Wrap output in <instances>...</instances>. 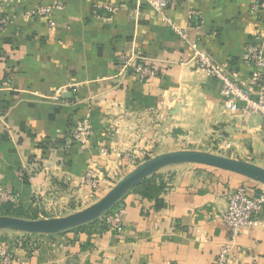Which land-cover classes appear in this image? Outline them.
<instances>
[{"label": "crops", "instance_id": "obj_1", "mask_svg": "<svg viewBox=\"0 0 264 264\" xmlns=\"http://www.w3.org/2000/svg\"><path fill=\"white\" fill-rule=\"evenodd\" d=\"M58 2L63 8L53 13V27L29 16L39 0L3 8L11 22L0 32V187L19 195V210H50L87 194L89 171L98 186L110 185L150 152L228 142L231 157L264 168V119L226 111L220 83L192 60L195 44L245 84L243 48L264 44V10L250 13L252 0H177L166 16L186 30V40L138 0H46ZM103 3L118 7L111 19L93 16ZM189 11L199 25L187 27ZM131 55L145 59L156 76L141 82L124 69L122 58ZM62 88L66 102H52ZM86 114L93 133L82 147L69 131ZM156 175L158 192L130 190L121 199L119 234L89 226L21 240L9 234L18 232L0 231L15 238L8 241L13 264H215L229 240L222 222L229 192L241 185L264 191L239 175L194 164ZM7 208L0 204V216ZM257 219L239 235L227 264H264V209Z\"/></svg>", "mask_w": 264, "mask_h": 264}, {"label": "built area", "instance_id": "obj_2", "mask_svg": "<svg viewBox=\"0 0 264 264\" xmlns=\"http://www.w3.org/2000/svg\"><path fill=\"white\" fill-rule=\"evenodd\" d=\"M20 0H0V32H4L11 22V17L3 12L6 4L19 2ZM177 0H138V7L143 4L148 5L158 16L168 23L173 31L182 39L186 40V30L177 28L170 23L166 16L167 10L175 4ZM63 4L46 3V0H39L37 6L29 13L31 17H40L47 20L50 27L54 26L52 19L55 11L61 10ZM118 7L107 3L95 5L93 16L102 19H111ZM264 10V0H252L249 5V12L255 14ZM3 12V13H2ZM187 27L197 26L201 23L199 15L195 11L188 12ZM192 60L197 69L204 75L220 83V97L223 108L231 113L246 115H259L264 119V44L255 46L247 44L244 46L241 61L248 68V75L245 84L238 82L232 73L221 64L217 63L209 53L197 48L192 44ZM123 68L131 71L139 81H145L156 76V70L146 63V60L136 56L123 57ZM4 82L3 85H6ZM65 89L56 90L50 97L54 103L64 104ZM93 129L90 123L89 114H86L81 120L77 121L69 131V139L73 143L86 147L90 143ZM230 144L223 142L218 146H212V149L229 150ZM106 154L105 150L101 151ZM127 157L128 154L126 155ZM93 173L89 171L85 177V185L91 189H97L98 185L92 181ZM0 204H9L13 208L20 205L19 195L12 193L0 187ZM264 209V191L258 193L241 185L227 196V207L222 214V222L229 232L228 245L220 248L215 264H227L231 256L234 244L243 230L257 224V216ZM124 209L119 205L112 209L110 213H105L101 218L106 228L119 234L122 229V219ZM100 218V219H101ZM15 258L8 242L0 241V264H13Z\"/></svg>", "mask_w": 264, "mask_h": 264}, {"label": "water", "instance_id": "obj_3", "mask_svg": "<svg viewBox=\"0 0 264 264\" xmlns=\"http://www.w3.org/2000/svg\"><path fill=\"white\" fill-rule=\"evenodd\" d=\"M194 164L239 175L264 186V168L209 152L180 150L156 155L148 159L120 179L113 188L91 206L60 218L27 220L0 216V231H15L33 235H56L100 219L142 180L163 168Z\"/></svg>", "mask_w": 264, "mask_h": 264}, {"label": "rangeland", "instance_id": "obj_4", "mask_svg": "<svg viewBox=\"0 0 264 264\" xmlns=\"http://www.w3.org/2000/svg\"><path fill=\"white\" fill-rule=\"evenodd\" d=\"M189 148H191V147H187L186 149H183V150L209 152V153H213L216 155H220V156H224V157H228V158H232V159H236V160H241V158H239V156L231 157V154H229L227 151L225 152L224 150H219V149L214 150L210 147L208 148V146L207 147L206 146L200 147L199 150L189 149ZM178 151H180V150H178ZM155 156H156V154L154 155L151 152L148 154H143L140 159H136V161L133 162V165H136L137 163L140 164L141 161L144 162V161L151 159ZM241 161L248 162L249 160L245 159V160H241ZM249 163H251V162H249ZM139 164H137V165H139ZM130 171L131 170L120 172L118 175L114 176V179L110 185H107L105 182H102V183H100V186H98L97 189H91L90 192H88L87 194L83 193V195H81L79 198L75 196V198H72V200L68 201L66 204H63L60 207L59 206L53 207L50 210L49 209L46 210L44 208L33 209V210H19V209L15 210L14 209V210H10L11 212L9 214L10 215L9 217H15V218H21V219H27V220H43V219L60 218V217H65L67 215H71V214L76 213L78 211H81V210L91 206L92 204L96 203L97 201H99L106 193H108L113 188V186L120 179H122ZM76 228L77 229H83L84 227L80 226V227H76ZM105 229H107V228H105ZM10 232H13V231H10ZM9 234H17L18 236H22L21 240H23L25 235L29 236L28 234L21 233V232L9 233ZM23 234H25V235H23ZM31 236H34V235L32 234ZM10 238H12V237L5 235L3 237H0V241H4V242L15 241V238H12V239H10ZM16 240H20V239H16ZM10 242H8V243L10 244ZM11 250H12V248H11Z\"/></svg>", "mask_w": 264, "mask_h": 264}, {"label": "trees", "instance_id": "obj_5", "mask_svg": "<svg viewBox=\"0 0 264 264\" xmlns=\"http://www.w3.org/2000/svg\"><path fill=\"white\" fill-rule=\"evenodd\" d=\"M157 179H158V176L156 174H154V175H152L150 177H147L144 180H142V182L139 185H137L134 188H132L131 191L138 192V193H140L143 196H151L152 194L158 192V189L160 190L162 188V183L161 182L158 184L159 186L155 185V181ZM120 203H121V201H119L115 206H113L107 213H110V211L112 209L113 210L116 209L120 205ZM6 206L8 208H7L6 212L4 214H2V216H10L9 215L10 212H11L10 210L19 209L18 207L17 208H13L9 204H6ZM89 226H97V227L102 228V229L106 228V225L103 222L102 218L98 219V220H96L94 222L88 223L86 225H83L81 227H89Z\"/></svg>", "mask_w": 264, "mask_h": 264}]
</instances>
